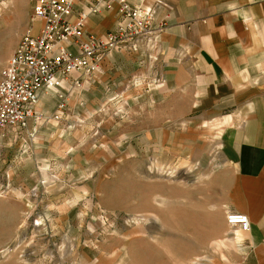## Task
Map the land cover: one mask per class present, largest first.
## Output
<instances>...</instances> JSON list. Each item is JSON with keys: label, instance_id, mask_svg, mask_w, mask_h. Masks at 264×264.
<instances>
[{"label": "rangeland", "instance_id": "rangeland-1", "mask_svg": "<svg viewBox=\"0 0 264 264\" xmlns=\"http://www.w3.org/2000/svg\"><path fill=\"white\" fill-rule=\"evenodd\" d=\"M32 23L29 0H0V71ZM155 79L50 92L41 112L63 92L60 119L5 143L0 264H208L235 250L225 124Z\"/></svg>", "mask_w": 264, "mask_h": 264}, {"label": "crops", "instance_id": "crops-1", "mask_svg": "<svg viewBox=\"0 0 264 264\" xmlns=\"http://www.w3.org/2000/svg\"><path fill=\"white\" fill-rule=\"evenodd\" d=\"M95 1L74 0L72 20ZM119 2L158 4L154 22H165V30L150 48L107 54L74 96L87 99L110 80L120 86L129 77L160 76L162 94L191 101L195 115L223 122L232 170L225 215H246L250 230L236 231L232 244L225 241L237 251L212 256L208 264H264V0H115L112 9L89 16L88 36L102 39L114 28ZM40 25L32 23L33 34ZM44 99L37 110L43 111Z\"/></svg>", "mask_w": 264, "mask_h": 264}, {"label": "built area", "instance_id": "built-area-1", "mask_svg": "<svg viewBox=\"0 0 264 264\" xmlns=\"http://www.w3.org/2000/svg\"><path fill=\"white\" fill-rule=\"evenodd\" d=\"M114 1L96 0L72 20L74 0H29L32 22L41 25L37 34L32 25L25 31L0 71V154L7 141H18L25 131L33 137L43 123L60 119L65 94L58 93L61 105L50 115L37 110L43 96L80 89L107 54L150 48L165 30V22H154L158 4L133 7L119 2L114 28L102 39L88 36L86 20L112 9ZM225 222L232 230H250L244 214L228 213Z\"/></svg>", "mask_w": 264, "mask_h": 264}, {"label": "bare ground", "instance_id": "bare-ground-1", "mask_svg": "<svg viewBox=\"0 0 264 264\" xmlns=\"http://www.w3.org/2000/svg\"><path fill=\"white\" fill-rule=\"evenodd\" d=\"M38 105H41V103H38Z\"/></svg>", "mask_w": 264, "mask_h": 264}]
</instances>
